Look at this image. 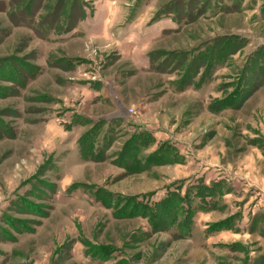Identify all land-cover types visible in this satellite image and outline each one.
<instances>
[{"label":"rangeland","instance_id":"obj_1","mask_svg":"<svg viewBox=\"0 0 264 264\" xmlns=\"http://www.w3.org/2000/svg\"><path fill=\"white\" fill-rule=\"evenodd\" d=\"M111 1L0 0V264H264V0H125L150 45L89 32ZM80 99L127 107L90 165Z\"/></svg>","mask_w":264,"mask_h":264},{"label":"crops","instance_id":"obj_2","mask_svg":"<svg viewBox=\"0 0 264 264\" xmlns=\"http://www.w3.org/2000/svg\"><path fill=\"white\" fill-rule=\"evenodd\" d=\"M124 1L125 0H112L111 2H107L106 5L102 6L101 8L102 14L97 16V18L93 22L95 23V28L90 30L89 32L98 35L99 37L105 39L106 41L107 40L113 41L114 39L124 40L129 37L137 36L136 37L137 39H140L141 41L144 40L149 43L148 45H150L152 44L150 42L151 40H156L157 38H161L163 34L167 31L175 30L174 28L176 27L174 26L172 19L171 20L165 18L163 19L161 17H157V18L155 17L152 19L151 17V19L147 23L150 24V26L146 28V30L145 28L143 29L141 27V32H139V35L130 34V32H128V29H131L132 25L134 24H139V23L142 24L146 18L143 16V14L141 15L136 14L137 12L130 15L129 9L131 8L132 5L131 3ZM124 26L125 28H123ZM82 28L83 30L86 29L85 27ZM135 47L136 46L134 45V48ZM150 49L148 48L147 51H142L140 47H137L133 51V59L135 64H137V66L142 65V58L143 59L145 58L144 59L145 65L141 66L145 69L142 68L141 70L150 71L151 69L150 66L152 65V61L150 60L149 57ZM98 95L99 93L94 94L93 98H96V96ZM79 101H80L79 106H76V108L73 111H71V114H74L73 115L74 123L76 121H79V124L73 126L72 129L70 130L71 134L74 137H76L75 142L71 144L72 145L71 151L74 154H76L78 158L81 157L82 159L81 162L85 160L82 163L83 165H87V164L90 165L92 162H87V161H91V160H86V158L85 159L82 158L84 156L86 157V152L80 151L78 147L80 138L85 133L92 131L93 127L96 125L99 126L103 125L104 132L108 133V130H110L109 128H111L113 124H117L118 122L122 121V119H124V121L126 120L127 107H125L124 105L125 103L123 102V99H80ZM68 103H73V102L68 101ZM94 106H100L99 110L105 109V111L101 114L95 113L96 111L94 110ZM72 108H74L73 104H72ZM111 148L106 150L107 151L106 153L111 152L112 150ZM105 149H106V145L103 147L102 150L98 149V151L99 152L105 151ZM117 152L118 153L116 154V156L118 160H121L122 158L121 149H119V151ZM91 155L93 156L94 159L98 156L96 152L91 153ZM106 156L108 157V154H106ZM144 157L146 156L144 155ZM119 169L122 170L121 167H119ZM72 182H73V178L66 176L63 178L61 185L63 186L64 189L70 188L73 185ZM208 183L209 185L215 183V185L218 187L219 185H223L224 189L228 185V181L224 178L222 174H217L216 176H214V178L209 180ZM85 187L88 189V191H90L89 186H85ZM227 192L228 191H225V193Z\"/></svg>","mask_w":264,"mask_h":264},{"label":"trees","instance_id":"obj_3","mask_svg":"<svg viewBox=\"0 0 264 264\" xmlns=\"http://www.w3.org/2000/svg\"><path fill=\"white\" fill-rule=\"evenodd\" d=\"M126 150H127V148H126ZM128 155L131 156L130 153H128ZM122 158H123V157H122ZM131 158H132L131 162H133L134 156H132Z\"/></svg>","mask_w":264,"mask_h":264}]
</instances>
